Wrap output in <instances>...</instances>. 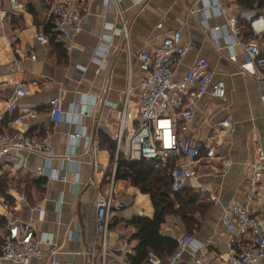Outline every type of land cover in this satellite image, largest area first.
<instances>
[{"label": "crops", "instance_id": "1", "mask_svg": "<svg viewBox=\"0 0 264 264\" xmlns=\"http://www.w3.org/2000/svg\"><path fill=\"white\" fill-rule=\"evenodd\" d=\"M208 4L209 0H118L115 6L107 0H90L79 33L65 43L51 37L48 44H41L37 35L48 19L46 1L0 0V127L6 128L22 109L35 107L36 114L24 117L16 128L48 137L56 153L48 158L19 151L17 171H13L19 177L15 179L18 188L25 187L28 197L12 204L15 215L33 222L40 235L53 241L43 245L45 254L34 257L30 264H85L86 250L100 242L98 193L111 187L117 197L115 205L121 198L124 205L117 211L116 224L110 227L109 244L117 252L126 250L128 257V250L135 252L138 240L133 236L137 229L126 221L136 215L153 218L155 206L151 195L131 180H113L115 162L105 138L116 140L114 106L121 103L130 82L133 86L140 82L137 54L152 49L177 29L192 43L177 79L205 57L215 72L213 83L223 80L227 93L225 99L209 92L196 99L195 115L184 135L206 138L216 121L230 115L233 131L225 137L232 163L225 166L221 158H215L194 165L196 175L183 190L199 195L195 211L186 219L178 213L168 215L162 233L178 242L184 234L193 237L192 245L173 264H199L198 259L202 264H222L227 257L231 233L222 224L223 212L243 196L248 167L256 160L258 150L264 151V80L242 71L241 65L247 60L244 49L231 45L227 16L208 9ZM123 21L128 35L121 30ZM243 26L245 31L250 28L247 23ZM67 42L71 49H67ZM33 54L36 60L27 57ZM19 81L29 83L31 93L13 112L8 103ZM56 97L63 99L64 109L75 107L77 118L52 124L50 102ZM79 130L84 134L72 144L69 136ZM96 146L98 151H94ZM24 167H43L52 176L42 177L45 182L33 185L28 194L27 181H23L27 178L23 177L30 175ZM202 187H209L217 201L207 204ZM39 204L42 208L35 209ZM250 206L264 215V189ZM241 240L239 248L248 244L246 239ZM259 264H264V258Z\"/></svg>", "mask_w": 264, "mask_h": 264}, {"label": "built area", "instance_id": "2", "mask_svg": "<svg viewBox=\"0 0 264 264\" xmlns=\"http://www.w3.org/2000/svg\"><path fill=\"white\" fill-rule=\"evenodd\" d=\"M48 5V19L45 27L37 35L41 44H48L51 37L66 41L83 29L90 0H45ZM110 5L118 6V0H107ZM241 0H209L208 9L219 15L227 16V27L231 31L233 43L245 51L247 60L241 65L257 80H264V2L258 0L252 8H244ZM3 10L0 9V19ZM193 12V10H192ZM249 24L252 34L246 36L243 24ZM162 23L158 27H162ZM219 27L216 28L218 30ZM128 35L127 24L121 28ZM65 43V42H64ZM67 49L72 46L66 43ZM192 43L185 40L183 31L174 30L150 50L137 54L142 76L139 84L130 82L121 103L116 104V134L118 156L114 163V177L119 155L126 160L152 161L157 167H168L171 187L174 193L180 192L196 175L194 165L208 163L221 158L224 165L232 163L225 135L233 131L232 117L216 121L206 138L188 137L184 133L189 128L195 115V100L209 92L213 97L225 99L226 84L223 80L213 83L215 72L208 58H199L182 78L177 79L181 66L190 52ZM104 48L102 53H105ZM37 59L35 54L27 56ZM235 59V55H232ZM131 64L129 63V67ZM212 88L210 89V86ZM30 84L19 81L8 103V109L16 112L20 109L19 101L30 95ZM52 124L64 119L77 118L75 107L68 110L63 107V99L56 97L50 102ZM36 108H24L11 119L6 128L0 127V175L9 174V191L0 190V218H5L7 225L0 229L3 242L0 247V264H30L34 257L45 254L43 245H51L48 236L40 235L36 225L17 217L11 204L10 195L16 202L27 201L25 187L18 188L15 179L19 164L18 152L37 153L48 158L56 156L55 149L48 137L28 134L17 130L16 126L24 117L34 116ZM79 130L70 134L72 144L82 137ZM99 147H94L98 151ZM171 163H174L171 166ZM26 174L33 178L52 176L43 167L27 169ZM264 189V151L259 149L257 158L248 167L244 177V194L235 199L223 212L222 224L231 233L229 252L222 264H259L264 258V215L255 213L251 208L259 193ZM207 196V204L217 201V196L209 187L201 190ZM111 187L108 192H99L97 199V234L100 242L86 250L85 264H129L125 253L115 251L109 244V231L124 200L118 199ZM37 205L35 209H41ZM248 244L239 248L241 239ZM239 239V240H238ZM193 243V237L184 234L179 241V248L169 259L162 260L156 253L150 252L147 264H173ZM197 250H199L197 248ZM53 249L50 250V253ZM55 252V250H54ZM129 254L132 252L128 250ZM128 254V255H129ZM202 264L201 260H197Z\"/></svg>", "mask_w": 264, "mask_h": 264}, {"label": "trees", "instance_id": "3", "mask_svg": "<svg viewBox=\"0 0 264 264\" xmlns=\"http://www.w3.org/2000/svg\"><path fill=\"white\" fill-rule=\"evenodd\" d=\"M256 1L258 0H241V3L244 8H252ZM260 1L264 2V0ZM246 28L247 30H244V32L246 36H250L252 30L248 27ZM105 143L111 153L112 162H115L117 154L116 140L110 137L105 138ZM173 164L171 163V166ZM23 178H27V180L23 181H27L28 194H31L30 190L33 185L45 182L44 179H41L42 177L37 179L25 176ZM115 178L117 180H131L135 187L144 193L150 194L156 210L153 218L136 215L126 221L128 225L137 229L133 238L138 240L135 252L129 256V264H146L150 252L156 253L162 260H166L179 247V242L176 238L162 233V227L166 222L167 216L172 213H178L185 219L189 218L187 217L188 214H192L195 211L194 204L198 201L199 195L184 190L174 193L171 187V176L168 167H157L152 161L146 159L130 161L126 160L123 155H119ZM10 182L9 174L0 175V190L7 193ZM10 200L11 204L15 203V199L11 195ZM6 225V219L0 218V229L5 228ZM2 242L3 238L0 234V247Z\"/></svg>", "mask_w": 264, "mask_h": 264}]
</instances>
